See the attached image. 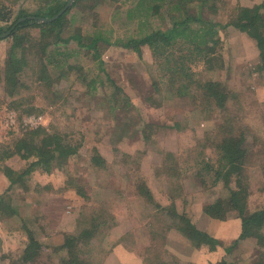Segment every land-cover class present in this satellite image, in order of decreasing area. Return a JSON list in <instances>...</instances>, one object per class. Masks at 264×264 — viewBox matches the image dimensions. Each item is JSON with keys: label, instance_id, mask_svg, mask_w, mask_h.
<instances>
[{"label": "rangeland", "instance_id": "374dc122", "mask_svg": "<svg viewBox=\"0 0 264 264\" xmlns=\"http://www.w3.org/2000/svg\"><path fill=\"white\" fill-rule=\"evenodd\" d=\"M224 1L232 6V3L236 4L235 0ZM261 1L249 0V3L254 5ZM92 2L87 1L77 8L79 20L83 18L82 13L97 14L99 24H104L106 30L112 32L113 39L124 38L134 31H142L144 36L153 29H166L170 25L169 17L166 21L155 17L148 24L145 23L146 18L142 17L139 19L142 22L140 24L137 18L129 19L125 10L116 8L117 5L100 3L91 10L88 5H92ZM239 2L242 3L241 0ZM0 3L1 8L7 7L13 11L10 20L0 23V26L11 25L22 10L29 14L35 13L40 4L36 0H0ZM163 14L168 16L166 11ZM206 17L217 18L210 13ZM79 24L89 30L92 25L85 21ZM220 38L221 49L218 54L221 59L214 65L215 70L210 71L208 65L200 62L191 65L192 71L200 80L221 81L227 87L233 96L230 112L237 117L236 125L246 129V146L251 148L256 140L264 142V76L255 71L259 51L254 40L233 27L222 31ZM0 40V74H3L10 40ZM68 47L71 51L76 49L75 43ZM102 60L103 64L98 65L85 56L70 59V64L79 63L89 78L97 76L103 85L89 94L90 88L85 87L77 76L69 75L54 83L57 95L61 96L55 104L48 100L49 97L51 100V95L32 86L21 98L17 97L18 104L24 100L22 107L12 105L15 99L7 97L0 77V146L5 140L11 139L10 133L14 138L24 133L29 127L27 120L32 117H41V127L52 132L66 128L74 130L77 135L72 139L82 141L77 169L82 176L76 174L72 165H69L53 170L51 174L36 171L26 176L22 183L10 188V181L0 168V195L5 196L13 210L19 211L18 221L26 217H29L28 221H34L35 216H45L47 232L61 233L46 241L57 244L64 234L77 233L78 221L83 216L99 210L106 212L108 224L103 232L108 235L103 241H93L90 248L93 264L107 263L106 258L115 249L121 248L134 255H122L124 251L121 250L119 256L107 264H123L128 256L131 261L128 259L126 264H218L222 261L251 264L250 258L258 250L255 242L251 239L234 245L241 234L240 219L233 216L228 222L222 223L207 217L203 211L205 205L219 198L227 199L229 195L223 186L224 182L213 186L212 180L206 175V162L212 161L211 164L218 165L217 152L212 148L202 149L200 144L204 133L215 129V120L218 119L215 113L202 108L195 109L189 97L178 98L172 94L169 83L164 82L161 84V96L165 101L157 114L161 126L170 129L154 137L153 143H145L137 128L141 118L135 107L142 109L143 99L154 97L153 84L161 79L154 57L148 49H144L142 57H139L123 47L112 46L102 52ZM194 79L198 80L196 77ZM114 93L119 96L117 108H114L112 100ZM128 101L129 104L126 103ZM28 107H36L42 110V114L22 117L21 111ZM148 119L155 121L151 115ZM95 152L104 159V168L91 164ZM5 164L16 172L28 166L18 156ZM163 169H170L171 172ZM247 170L248 205L249 210L254 212L264 207V173L256 167ZM164 171L168 175L162 174ZM202 178L206 180V185ZM73 179L78 181L80 187L72 186ZM140 185L151 193L154 202L141 193L138 189ZM79 188L85 189L87 198L77 193ZM171 194L176 196L175 203L180 213H185L199 229L219 238L225 245L216 251L207 246L195 249L176 231L168 232L166 238L161 232L157 233L156 222L162 219L167 224L169 222L165 215L156 219L153 215L157 213V205H171ZM13 223L0 221V252L16 256L22 247L21 231L16 230ZM31 227L42 236L39 227ZM150 232L157 233L155 237L161 240L159 246L151 243ZM227 247H233L230 253L224 250ZM6 263H9L8 260ZM0 264L3 262L0 261Z\"/></svg>", "mask_w": 264, "mask_h": 264}, {"label": "trees", "instance_id": "16d2710c", "mask_svg": "<svg viewBox=\"0 0 264 264\" xmlns=\"http://www.w3.org/2000/svg\"><path fill=\"white\" fill-rule=\"evenodd\" d=\"M36 1L40 4L35 13L29 14L22 10L11 25L0 26V36L10 33L7 38L2 39H9L10 43L6 50L3 74L1 73L0 77L7 97L15 99L12 105L22 107L25 104L24 100L18 104L17 97L21 98L32 86L42 89L48 96L51 95V100L50 97L48 100L55 104L61 96L57 95L54 83L69 75L77 76L85 87L90 88L89 94L98 90V87L103 85L102 80L96 78L97 76L89 78L90 76L83 72L82 65L69 63L72 58L85 56L102 65V52L107 47H123L139 57H142L144 49H148L156 61L161 79L153 84L154 97L157 98L145 97L142 101L144 107L142 109L135 107L140 112L141 123L137 128L143 142L149 144L154 137L170 129L165 125L161 126L157 114L165 101L163 95L161 96V84L164 82L169 83L172 94L178 98L189 97L195 109L202 108L204 111L215 113L218 118L215 120V129L206 131L200 144L202 149L212 148L217 152L218 165L211 164L212 161L206 162V175L212 180L213 186L224 182L223 186L229 195L227 199L219 198L205 205L203 211L207 217L222 223L228 222L233 216L239 218L241 234L234 241V245L252 239L258 250L255 251V256L250 258V263L264 264V207L254 212L249 210L247 177L248 168H260L264 173V142L256 140L251 148L246 146L247 131L236 125L237 117L230 112L229 106L233 96L227 91V87L221 81L198 79L191 66L203 62L211 68L210 71L215 70L214 65L221 59L218 54L221 45L220 33L233 27L256 42L259 57L255 71L264 76V2L253 7H234L224 0H93L92 5H88L91 10L100 3L117 5L116 8L125 10L129 19L137 18L139 21L144 17L146 24L155 17L163 21L169 17L170 25L166 29H153L144 36L142 31H134L124 38L113 39L112 32L106 30L104 24H99L97 14L82 13L83 18L79 20L77 8L91 0H76L54 22L43 20L58 15L70 0ZM163 11H166L168 16L163 14ZM74 12L76 14L69 19ZM12 13L13 11L7 7L1 8L0 3V23L8 22ZM208 13L217 18L209 19L206 17ZM84 21L91 22L90 30L79 24ZM72 43H75L74 51L68 47ZM65 46L67 47L64 48ZM118 99L119 96L114 93L112 97L114 108L119 105ZM126 103L129 104L130 101ZM21 113L22 117L40 115L42 110L28 107ZM149 115L155 121L149 120ZM9 135L11 139L5 140L0 146V168L10 181V188L22 183L26 176L36 171L51 174L53 170L69 165H72L74 168L72 170L76 174L82 176L81 171L77 170L82 141L72 139L77 135L76 131L66 128L63 131L52 132L45 127L37 129L27 127L24 133L16 138L12 133ZM79 137L83 138L81 135ZM201 154L203 156L204 152ZM15 156L28 163L26 169L21 172H16L5 164ZM71 161L74 163L70 164ZM91 164L100 168L105 167L104 159L96 152L91 158ZM163 170L171 172L170 169ZM165 171L162 174H167ZM73 181L72 186L80 187L78 181L75 179ZM202 182L206 185L205 179L202 178ZM143 187L140 185L138 189L150 202H154L151 193L145 191ZM77 193L87 198L85 189L79 188ZM175 198V195H170L172 202L168 207L157 205L158 210L153 215L154 219L165 215L169 222L167 224L163 219L156 222L157 233L161 232L163 238H166L168 232L176 231L195 249L207 246L216 251L225 245L219 238L199 229L185 213H180ZM101 211L83 216L78 221L77 233L64 234L63 239L55 244L46 240L61 233L47 232L45 216H35L34 221H28L29 217L18 221L19 211L13 210L5 196L0 195V221L11 225L15 222L13 223L15 229L21 231L19 234L22 243L21 251L16 256L9 253L4 255V252H0V256L3 260H8L9 264H93L90 249L93 241H103L108 235L103 232L108 224L105 220L106 212ZM31 225L40 228L41 237ZM157 233L150 232L149 237L153 245L159 246L161 240L155 237ZM232 249L233 247L224 248L226 253H230ZM147 262L146 259L145 263ZM218 264L236 263L222 261Z\"/></svg>", "mask_w": 264, "mask_h": 264}, {"label": "crops", "instance_id": "0c3cea01", "mask_svg": "<svg viewBox=\"0 0 264 264\" xmlns=\"http://www.w3.org/2000/svg\"><path fill=\"white\" fill-rule=\"evenodd\" d=\"M236 1V4H234V3H232L233 4V6L235 7H239V6H242V7H253V6H255V5H259V4H261L262 2H264V0H262L260 3H256V4H254V5H251V3H249V0H241L242 1V3H240L239 2V0H235ZM245 2H247V4H245ZM230 28V27H229ZM19 247H17L16 249H18ZM119 248V247H118ZM121 250L122 251H124V253H122V255H134L133 253H131L130 251H128L127 249H125V248H121L120 250L119 249H115L107 258H106V261L105 262H110V260H113V258L114 257H117V256H119V254H120V252H121ZM4 252V251H3ZM14 252V251H13ZM6 254H8V253H4V255H6ZM125 257V256H124ZM130 258L131 257H129L128 256V258L126 259V261H123L125 264L128 262V259H129V261H131L130 260ZM0 261H2L3 262V264H5V262H6V260H3L2 259V257H0ZM107 263H105V264H107ZM123 263V264H124ZM6 264H9V263H6Z\"/></svg>", "mask_w": 264, "mask_h": 264}, {"label": "built area", "instance_id": "2783aa9c", "mask_svg": "<svg viewBox=\"0 0 264 264\" xmlns=\"http://www.w3.org/2000/svg\"><path fill=\"white\" fill-rule=\"evenodd\" d=\"M43 125V119L41 117H32L27 120V126L33 129H37Z\"/></svg>", "mask_w": 264, "mask_h": 264}, {"label": "water", "instance_id": "95a60500", "mask_svg": "<svg viewBox=\"0 0 264 264\" xmlns=\"http://www.w3.org/2000/svg\"><path fill=\"white\" fill-rule=\"evenodd\" d=\"M75 1H76V0H71V1L68 3V5L65 7V9H64L62 12H60L58 15H56L55 17H53V18H51V19L43 20V21H44V22H54L55 20H57V19L63 14V12H64L65 10L68 9V7H70V6L72 5V3L75 2ZM9 34H10V33H6V34H4V35H1V36H0V39H4V38H6Z\"/></svg>", "mask_w": 264, "mask_h": 264}]
</instances>
